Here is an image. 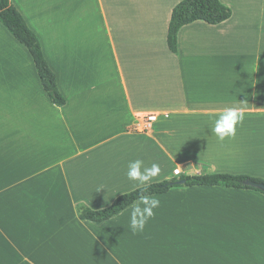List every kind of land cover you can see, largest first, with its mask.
I'll list each match as a JSON object with an SVG mask.
<instances>
[{
  "label": "crops",
  "instance_id": "0c3cea01",
  "mask_svg": "<svg viewBox=\"0 0 264 264\" xmlns=\"http://www.w3.org/2000/svg\"><path fill=\"white\" fill-rule=\"evenodd\" d=\"M10 1L39 39L65 104L50 101L28 50L0 23V264H264L256 191L172 188L153 195L160 207L137 234L130 206L101 223L78 211L138 189L126 177L135 159L160 165L151 184L213 173L264 180L263 36L242 55L210 45L234 41L232 29L262 31L264 0H246L238 15L219 0L231 18L184 26L176 54L167 30L182 0H93L100 36L92 39L81 37L89 0H77L75 12L65 7L55 38L42 23L62 22L54 6L45 15L57 0ZM245 101L235 138L220 141L216 118ZM136 113L158 118L140 132Z\"/></svg>",
  "mask_w": 264,
  "mask_h": 264
},
{
  "label": "trees",
  "instance_id": "16d2710c",
  "mask_svg": "<svg viewBox=\"0 0 264 264\" xmlns=\"http://www.w3.org/2000/svg\"><path fill=\"white\" fill-rule=\"evenodd\" d=\"M231 16V9L223 5L219 0H182L171 11L167 30V45L169 50L173 54L177 53L178 33L184 26L197 21L214 26L229 20ZM0 23L28 50L33 59L43 90L50 101L56 106H63L65 99L57 88L55 75L44 58L39 39L28 28L24 19L11 4L10 0H0ZM247 181L264 184V180L245 175L213 173L184 177L180 181L171 180L153 183L148 188V194H164L170 189L178 187L204 186L252 190L264 195V193L247 186L245 184ZM139 191L140 189H135L119 196L109 207L102 210L94 211L84 206H79V218L93 223H101L130 206Z\"/></svg>",
  "mask_w": 264,
  "mask_h": 264
},
{
  "label": "clouds",
  "instance_id": "9594fccd",
  "mask_svg": "<svg viewBox=\"0 0 264 264\" xmlns=\"http://www.w3.org/2000/svg\"><path fill=\"white\" fill-rule=\"evenodd\" d=\"M247 104L246 101L239 102L240 106L226 108L216 118L212 132L220 141L235 138L237 128L242 125L245 119ZM160 174L161 168L158 163H153L148 167L145 166L142 159H135L127 164V179L140 189L134 202L130 205L129 226L133 234L142 233L147 222L154 218L155 210L160 207V200L148 194L149 186Z\"/></svg>",
  "mask_w": 264,
  "mask_h": 264
},
{
  "label": "rangeland",
  "instance_id": "374dc122",
  "mask_svg": "<svg viewBox=\"0 0 264 264\" xmlns=\"http://www.w3.org/2000/svg\"><path fill=\"white\" fill-rule=\"evenodd\" d=\"M245 1L246 0H237V1L231 0L230 1L231 4L235 6V10H237V15H238V12L240 11V8L242 6H244ZM247 1H250V0H247ZM246 4H248V3H246ZM53 6L55 7L56 11L59 14H61L60 18H61L62 22L60 24H58V26H56V27L54 26V24L52 25L49 21H47L46 24L42 23V27L45 29V36L48 33L47 37L51 36L50 38H53V37L55 38L58 36V34H60V32L61 33H62V31L64 32L62 17L64 18L65 7L69 6L71 12H75V11L79 10V7H80L77 0H57L54 2L52 1L49 4V7H48L49 9L45 13L46 16L49 13H51V11H49V10ZM83 10H85V12H86V17H87L86 22H88V29H87V31L85 29L83 30L81 37L85 38V39H92L93 38L92 36H96L97 31H98V36H100V34H99L100 29L97 28V26L95 24V19H94V17H96V15L98 14V10H97V6L95 5V2L93 0H89L85 5H83ZM241 12H245V11L242 10ZM89 25H93V27H90ZM229 32L232 33L230 36H231V38L233 36L234 41L233 40L230 41L228 39L225 41H222L220 38L213 40L210 43L211 47L213 48V52H215L216 54H220V53H228V51L233 50V52L240 54V55L244 54L245 53L244 51L250 52L251 49L253 52L256 49V39L258 40V44H259V35L260 34H262V36H263V43H264V29L261 31L259 26L257 27V29H254V28H237V29H232ZM256 34L258 35L257 38H256ZM75 36L77 37V35H75ZM103 37H105L104 31H103ZM246 38H247V40L245 41ZM234 47L235 48L238 47L239 51L234 50ZM145 48H148V46H146ZM154 49H155V47L153 45L152 46V52H154ZM262 50L264 53V45H263ZM154 53H155V55H159L158 51H155ZM246 54H249V53H246ZM105 59H106V55H105Z\"/></svg>",
  "mask_w": 264,
  "mask_h": 264
},
{
  "label": "built area",
  "instance_id": "2783aa9c",
  "mask_svg": "<svg viewBox=\"0 0 264 264\" xmlns=\"http://www.w3.org/2000/svg\"><path fill=\"white\" fill-rule=\"evenodd\" d=\"M135 117L140 120V124L136 126V130L140 132H147L150 130L152 124L157 121L158 115L146 114V113H136ZM174 174H178V171L175 170Z\"/></svg>",
  "mask_w": 264,
  "mask_h": 264
},
{
  "label": "water",
  "instance_id": "95a60500",
  "mask_svg": "<svg viewBox=\"0 0 264 264\" xmlns=\"http://www.w3.org/2000/svg\"><path fill=\"white\" fill-rule=\"evenodd\" d=\"M247 186L256 189L262 193H264V184L263 183H257V182H253V181H247L245 183Z\"/></svg>",
  "mask_w": 264,
  "mask_h": 264
}]
</instances>
